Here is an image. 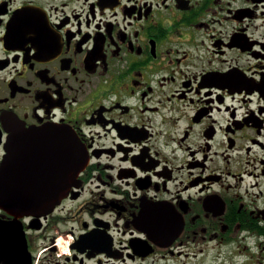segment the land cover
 Segmentation results:
<instances>
[{"label":"flooded vegetation","instance_id":"flooded-vegetation-1","mask_svg":"<svg viewBox=\"0 0 264 264\" xmlns=\"http://www.w3.org/2000/svg\"><path fill=\"white\" fill-rule=\"evenodd\" d=\"M0 133V264H264V0H0Z\"/></svg>","mask_w":264,"mask_h":264},{"label":"water","instance_id":"water-1","mask_svg":"<svg viewBox=\"0 0 264 264\" xmlns=\"http://www.w3.org/2000/svg\"><path fill=\"white\" fill-rule=\"evenodd\" d=\"M53 145L55 149V160L51 159L49 164L56 167L57 176L64 175L70 181L74 180L88 162L87 152L78 137L70 129L67 133H59L53 130ZM9 162H4L0 166V205L9 213L21 215V213H35L39 209L47 208L59 203L66 196L65 192L52 194H34L30 196L19 195V187L16 182L8 180L7 175L11 170ZM58 178V177H57Z\"/></svg>","mask_w":264,"mask_h":264},{"label":"snow or ice","instance_id":"snow-or-ice-1","mask_svg":"<svg viewBox=\"0 0 264 264\" xmlns=\"http://www.w3.org/2000/svg\"><path fill=\"white\" fill-rule=\"evenodd\" d=\"M0 135H3V133H0Z\"/></svg>","mask_w":264,"mask_h":264}]
</instances>
